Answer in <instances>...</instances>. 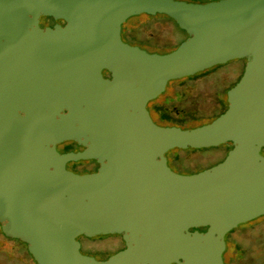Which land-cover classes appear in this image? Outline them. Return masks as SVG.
Listing matches in <instances>:
<instances>
[{
    "label": "water",
    "instance_id": "1",
    "mask_svg": "<svg viewBox=\"0 0 264 264\" xmlns=\"http://www.w3.org/2000/svg\"><path fill=\"white\" fill-rule=\"evenodd\" d=\"M141 14L169 17L186 40L165 54L124 42ZM235 59L244 70L218 117L152 120L169 82ZM65 141L85 149L61 155ZM220 145L231 148L204 171L167 164L169 150ZM262 148L264 0H0V230L36 264H224L226 234L264 215ZM78 160L97 171L65 169ZM99 235L124 249L81 254L77 238Z\"/></svg>",
    "mask_w": 264,
    "mask_h": 264
},
{
    "label": "rangeland",
    "instance_id": "2",
    "mask_svg": "<svg viewBox=\"0 0 264 264\" xmlns=\"http://www.w3.org/2000/svg\"><path fill=\"white\" fill-rule=\"evenodd\" d=\"M190 2L188 0H183ZM161 14L136 15L128 18L122 24L126 37H134L141 41L143 50L148 53L164 54L174 46L186 40L185 34L174 30L171 22ZM121 32L122 40L131 44ZM245 66L243 59H235L211 68L203 76L189 83L186 87L166 85V91L152 105L163 112L171 114V118L182 121L185 117L218 111L221 102L227 106L226 93L242 76ZM151 116V103L147 108ZM153 120L157 125H163L158 115ZM213 120L212 118L210 119ZM205 120H189L187 126L175 124L182 129L196 128ZM224 145L202 149H172L165 157L170 168L182 175H191L204 171L218 163L226 156ZM260 154L264 155V148ZM176 160L179 169L171 166ZM81 244L80 252L96 260L109 258L116 252L121 242L117 235H99L93 238H78ZM227 251L223 254L224 264H264V215L252 221L238 225L225 236ZM0 264H23L16 245L0 235Z\"/></svg>",
    "mask_w": 264,
    "mask_h": 264
},
{
    "label": "trees",
    "instance_id": "3",
    "mask_svg": "<svg viewBox=\"0 0 264 264\" xmlns=\"http://www.w3.org/2000/svg\"><path fill=\"white\" fill-rule=\"evenodd\" d=\"M188 1H190V2H200V3H205V2H209V1H215V0H188ZM163 17L166 18V20H168L169 22H171V24H172L174 30H176V31H178V32H181V33L185 34L183 31H181V30L177 27V25L174 23V21H173L172 19H170V18L167 17V16H163ZM122 32H123V34H124V36H125V31L122 30ZM185 36L187 37L186 34H185ZM125 38H127L128 40L130 39L132 45L138 46V47H140V48L142 49L141 46H143V45H142L141 41H137V39H135L134 37H126V36H125ZM130 45H131V44H130ZM177 46H178V45L174 46V48L170 49L169 51H167V52H165V53L171 52V51L174 50ZM143 47H144V46H143ZM165 53H164V54H165ZM210 70H211V69H210ZM210 70H206V71H203V72L197 73V74H195V75H193V76L186 77V78H183V79H180V80H174V81H171V82H169V83L172 84V85L174 84V85H178V86H181V87L184 88V87H186L189 83L195 81L196 79H198L199 77L203 76L204 74H206V73H207L208 71H210ZM163 94H164V93H163ZM163 94H162V95H163ZM159 97H160V96H159ZM159 97H158V98H159ZM158 98H157V99H158ZM157 99H155V100L149 102V104L151 103V109H150V112H151V118H152V120H155L154 115H158V117H159V118L162 120V122H163V125H162V126H168V127H172V126L178 127L177 125H175V124H178V123H179V124H184V125L187 126L189 120H193V121L205 120L204 122H202V123H200V124H197V125H199V126H202V125H204V124L209 123V122L211 121V120H210L211 118H212V119H215L216 117H218V116H219L220 114H222V113L226 110V108H227V106L224 105L223 102L220 100V102H221L222 105H221V108H220L218 111H215V112H212V113H208V114H203V113H200V112H196L195 115L185 117L182 121H176V120H173V119L171 118V114H169V113L166 114V112H163L161 109L156 108L155 105H152V103H154ZM149 104H148V107H149ZM148 107H147V108H148ZM155 121H156V120H155ZM156 122H157V121H156ZM160 125H161V124H160ZM225 148H226V153H227V151H228L231 147H227V146H225ZM224 158H225V156H224ZM224 158H222V160H223ZM222 160H221V161H222ZM221 161H220V162H221ZM167 164H168V162H167ZM170 164H171V166H173V167H175V168H177V169L180 168L179 165L177 164V162H176L175 159H173V161H171ZM168 166H169V165H168ZM169 167H170V166H169ZM205 230H206V228H200V229H199V231H205ZM0 235H1L4 239H6V240H8V241H10V242H12V243H14V244L16 245V247H17V249H18V253H20V256L22 257L23 264H36L35 261L32 259V257H31V256L29 255V253L27 252V248H26V245H25L24 243L20 242L19 240H14V239H10V238H6V237H4V235L1 233V230H0ZM228 243H229V242H227V244H228Z\"/></svg>",
    "mask_w": 264,
    "mask_h": 264
},
{
    "label": "flooded vegetation",
    "instance_id": "4",
    "mask_svg": "<svg viewBox=\"0 0 264 264\" xmlns=\"http://www.w3.org/2000/svg\"><path fill=\"white\" fill-rule=\"evenodd\" d=\"M38 25L40 28L45 29L47 27L53 28L55 25L64 26L65 23L62 20H54L50 17H40L39 21H38ZM102 74H103V77H105V78L109 77V75L106 71H103ZM55 149L59 154L64 155V154H68V153L82 152L85 148L83 146L78 145L74 141H65V142L56 144ZM65 169L67 171L72 172V173L77 174V175H86V174H91V173L96 172L98 169V164L94 160L68 161L65 163ZM117 236H119V235H117ZM80 237H83V236H80ZM80 237H78V238H80ZM78 238H77V240H78ZM119 239L121 242V246L116 252L124 249V247H125L124 242L121 239V236H119ZM226 251H227V242H226V250L224 253H226ZM116 252H114L113 254H115ZM104 260H106V259H104ZM99 261H103V260H99ZM223 262H224V260H223Z\"/></svg>",
    "mask_w": 264,
    "mask_h": 264
}]
</instances>
